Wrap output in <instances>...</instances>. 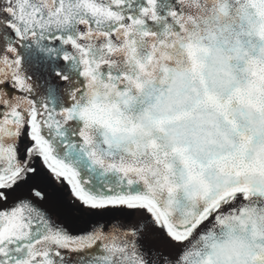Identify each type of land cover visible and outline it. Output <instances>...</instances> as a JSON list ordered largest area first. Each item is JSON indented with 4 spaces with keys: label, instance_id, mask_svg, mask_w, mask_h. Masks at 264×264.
I'll list each match as a JSON object with an SVG mask.
<instances>
[{
    "label": "snow or ice",
    "instance_id": "6c2138e0",
    "mask_svg": "<svg viewBox=\"0 0 264 264\" xmlns=\"http://www.w3.org/2000/svg\"><path fill=\"white\" fill-rule=\"evenodd\" d=\"M0 264H264V0H0Z\"/></svg>",
    "mask_w": 264,
    "mask_h": 264
},
{
    "label": "flooded vegetation",
    "instance_id": "af4514ba",
    "mask_svg": "<svg viewBox=\"0 0 264 264\" xmlns=\"http://www.w3.org/2000/svg\"><path fill=\"white\" fill-rule=\"evenodd\" d=\"M65 191H67V189H65ZM68 199H71V196L70 195L68 196Z\"/></svg>",
    "mask_w": 264,
    "mask_h": 264
}]
</instances>
